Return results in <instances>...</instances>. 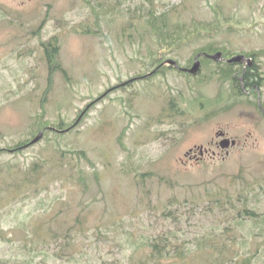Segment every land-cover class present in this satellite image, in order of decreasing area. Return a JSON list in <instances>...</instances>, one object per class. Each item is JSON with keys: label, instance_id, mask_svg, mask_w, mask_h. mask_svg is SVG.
Here are the masks:
<instances>
[{"label": "rangeland", "instance_id": "374dc122", "mask_svg": "<svg viewBox=\"0 0 264 264\" xmlns=\"http://www.w3.org/2000/svg\"><path fill=\"white\" fill-rule=\"evenodd\" d=\"M164 11L169 30L204 34L177 52L170 48V56L181 63L193 47L211 39L231 51L264 50V0H0V147L29 138V126L43 109L50 122L71 120L89 99L138 74L144 58L137 57L136 64L128 57L157 41L152 29L137 18L147 22L150 15ZM83 28L99 29L106 39L82 34ZM52 37L60 44L57 59L66 77L54 72L42 109L48 64L41 43ZM208 76V69L180 78L170 72L166 80L155 77L149 83H135L126 92L115 90L94 106L76 130L50 133L19 153L2 151L0 166H25L39 156L58 158L59 148L66 149L64 164L70 161L73 166L60 167L54 174H76L78 158L69 150L87 151L93 166L81 160L91 176L88 190L76 182L53 180L36 197H12L7 177L0 175V262L132 264L146 255L148 239L162 232H172L180 243L193 248L194 240L205 234L219 243L227 240L221 234L233 230L238 254L246 252L253 256L252 262L264 264V243L258 237L264 223L246 220L240 228L227 205L219 209L208 207L207 202L192 206L184 201L197 187L213 190L240 172L243 183L252 182L243 200L257 211V219L264 214V118L248 104L256 98H243L245 104L227 102L226 86ZM218 89L223 90L222 101L216 99ZM176 91L181 93L184 114L161 109ZM217 128L239 144L228 154L187 162L188 149L207 146ZM120 136L127 151L121 148ZM134 166L154 176L136 179L129 170ZM93 171L99 174V182ZM170 196L181 203L174 202L171 213L163 216L162 204ZM63 203L70 208L62 207ZM241 204L236 201L235 206ZM78 212L84 217L85 233H72L70 238L43 235L44 240L32 234L37 219L45 223L44 234L48 226L65 229ZM48 217L53 219L47 224ZM253 235L252 241L245 237ZM240 243L247 246L239 248Z\"/></svg>", "mask_w": 264, "mask_h": 264}, {"label": "trees", "instance_id": "16d2710c", "mask_svg": "<svg viewBox=\"0 0 264 264\" xmlns=\"http://www.w3.org/2000/svg\"><path fill=\"white\" fill-rule=\"evenodd\" d=\"M167 11L162 12L159 16L155 18H151L148 21L150 26L158 25L155 21L158 19L159 23L163 27H167V19L168 13ZM180 34V33H178ZM178 34H172L169 32L167 34L163 33L162 42H168L169 46L176 48L180 47L181 41L179 39H175L174 37ZM54 46V45H53ZM53 46L51 48H46L47 60L48 64V76L46 78V89L44 91V95L41 98L42 104L41 108L43 109V101L46 99V93L50 91L53 84V73L56 70H61L62 73H65L62 70V67L58 63L56 59V55L58 53L57 47ZM210 49V48H209ZM52 50V51H51ZM233 64L225 65L221 73L220 81L225 83L226 81H230L232 85V96L235 100H239L243 94L242 90L239 86H236L235 83L239 84V80L231 77L233 73L232 69ZM229 67V68H228ZM254 75V72L251 73ZM235 85L238 87V92L235 90ZM248 85V84H247ZM106 93L103 92L97 97V101L105 97ZM94 101L90 102L86 107L93 104ZM88 110H82L78 113V116L81 115V119L78 123H75L76 118L67 122L64 118H60L59 121L50 122L48 119H45V111L44 109L34 116L33 122L29 127V138L18 139L15 144L11 146H6L5 148L0 147V153L4 150L10 151L12 153H19L26 147L31 146L30 140L35 137V135L39 132H43L42 138H49L50 133H60L71 131L73 128L77 127L81 121L85 117H87ZM121 137L119 142L121 144V148L124 151H127V148L122 144ZM9 149V150H8ZM60 149V148H59ZM65 150L60 149L61 157H51V156H43L38 157L30 164L25 166L19 165H3L0 166V175L6 176V184L9 185L10 192L12 197H16L18 195H23L26 197L29 196H38L41 194L53 180H62L63 182H76L77 184L84 187V190L89 189L88 180L91 178L85 171L81 160L88 162L89 165L93 166V162L88 158L85 150H69L68 152L71 156H76L78 158L77 171L76 174H62L61 172L55 171L59 170L60 167L69 166V168L73 165L70 161L64 164L65 158ZM5 168V169H4ZM131 172L135 174L136 179L145 180L146 177H153L152 171H140L139 167H132L129 169ZM242 173V171H241ZM92 175L96 177V181L99 182L98 173L96 171L92 172ZM12 176L14 180H12ZM158 181L160 183L163 182V177H158ZM244 181V178L240 172L229 176L227 182L224 185L216 184V188L213 190H208L207 188L201 189L200 186L197 187V191L193 190L190 194L185 195L184 201H188L192 204V206L201 205L204 202H207L208 207H216L219 209L226 208V205L231 209L230 211L234 213L232 217L236 222L235 224L240 227L246 220H249L251 224L264 223V214L263 218L257 219V211L251 208H248L246 202L243 200L245 195L249 193L250 188L252 186V182ZM254 182H259L254 180ZM208 185V184H206ZM192 189V188H191ZM23 196V197H24ZM170 196L167 198L166 202L162 204V215L168 216L171 211L169 210V206L174 202L181 203L178 198ZM243 200V201H242ZM236 201H241L240 206H235ZM65 203L61 204L64 208H70V204ZM2 205L0 204V207ZM80 211V210H78ZM61 212V209L57 211V213ZM50 219L53 217L47 218V224L50 223ZM84 217L81 212H78L75 218L70 221L69 225L65 229L59 228L58 230H53V228L46 229V233L43 234V228L45 227V223L43 219H37V221L32 225L33 235H37L42 240L45 238L43 235L47 237H57L60 234H63L66 237L70 238V234L74 233H85V225H84ZM98 226V224H97ZM242 228V227H240ZM40 230L42 231L40 234ZM60 230V231H59ZM261 232L258 234L260 237L259 242L264 243V227L259 229ZM227 236V240H223L222 242H211V239L206 236V234L200 238H197L193 242V248L189 247L185 242L180 243L179 240L173 236L172 232H162L156 236H153L148 239L147 243L144 245L147 247V253L143 258L139 257L136 260L132 261V264H255L252 262L254 259L253 256L244 252L242 254H238L237 246H236V236L233 235V230L230 232H225L221 234V236ZM247 240L252 241L255 237L253 236H245ZM221 244V245H220ZM220 245V247L218 246ZM247 245H243L240 243V247H246ZM137 249V248H136ZM0 264H7L6 261H1Z\"/></svg>", "mask_w": 264, "mask_h": 264}, {"label": "flooded vegetation", "instance_id": "af4514ba", "mask_svg": "<svg viewBox=\"0 0 264 264\" xmlns=\"http://www.w3.org/2000/svg\"><path fill=\"white\" fill-rule=\"evenodd\" d=\"M140 53H143L145 55H150L154 53V50L144 47L139 50ZM205 51H199L195 56L199 55L198 58L200 59L201 56H203V53ZM217 51L211 52L210 54H214ZM218 52L221 53V58L218 60L219 64L217 65L220 69L226 67L225 65L233 64L232 69L234 70L231 77L233 76L235 79L237 78L239 80V84L235 83L236 86H239L240 89L244 94H247L250 96H255L257 101V107L258 112L260 115L264 116V106L261 104V102H264V96L262 94L264 93V59L262 57H257V54L255 52H237L235 54H243L245 57L237 62H228V59L234 55H229V53L226 50H218ZM157 55L160 56L162 53L159 51L157 52ZM168 54L164 55V60L159 61L157 65H159L161 62L166 61L169 57H167ZM194 56V57H195ZM214 61V60H213ZM212 61V62H213ZM217 61V62H218ZM169 66V65H167ZM157 67V66H156ZM186 68L190 66H185ZM178 69H183V66L177 67ZM229 68V67H228ZM223 71V69H222ZM221 71V72H222ZM254 72V75H251V73ZM144 74H135L128 78L127 85L134 84L135 79L143 77ZM232 77V78H233ZM130 79V81H129ZM225 83H228L227 85V93L232 94V85L230 81H226ZM248 84V85H247ZM235 87V90L238 92V87ZM126 91V89H125ZM217 94H219V89ZM220 94H223V90H220ZM172 103V101H171ZM175 105V103H173ZM175 109V107H174ZM214 138L211 139L208 142L207 146H204L202 144L200 145H193V147H190L188 151L185 154L186 160L189 163L193 162H200L207 157L216 158L220 153H228L230 147H234L239 144V141L235 138H231L225 130L222 128H217L214 132ZM228 138L230 141L233 139L236 140V143L233 145L231 142L229 143V146L227 148H221L220 141L222 139ZM215 148V149H214ZM190 150V151H189Z\"/></svg>", "mask_w": 264, "mask_h": 264}, {"label": "water", "instance_id": "95a60500", "mask_svg": "<svg viewBox=\"0 0 264 264\" xmlns=\"http://www.w3.org/2000/svg\"><path fill=\"white\" fill-rule=\"evenodd\" d=\"M211 57H212V58H216V56H211ZM242 58H244L243 55H235V56H233L229 61H239V60L242 59ZM169 62L175 64V62L172 61V60H170ZM198 66H199V62L196 61V62L193 64V66L189 69V72H191V73L196 72L197 69H198ZM40 137H41V132H40V133H39V134H38V135H37V136L31 141V143L36 142ZM232 142L234 143L235 141L233 140ZM228 143H229V139H224L223 141L220 142V145H221L222 147H227Z\"/></svg>", "mask_w": 264, "mask_h": 264}]
</instances>
